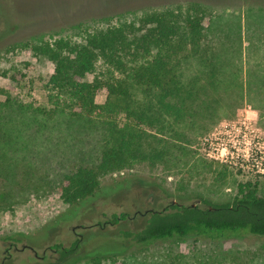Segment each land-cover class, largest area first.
I'll list each match as a JSON object with an SVG mask.
<instances>
[{
  "label": "rangeland",
  "instance_id": "obj_1",
  "mask_svg": "<svg viewBox=\"0 0 264 264\" xmlns=\"http://www.w3.org/2000/svg\"><path fill=\"white\" fill-rule=\"evenodd\" d=\"M188 3L206 8L204 47L216 60L212 67L192 63L186 70L189 80L200 75L205 88L190 105L192 123L179 131L178 143L187 150L183 167L144 161L101 177V193L75 218L54 227L56 219L72 212L58 195L61 173L83 154L93 157L97 142L77 131L68 138L56 132L58 138L47 145L46 131L30 149L35 173L15 188L0 183V203L10 204L0 207V264H56L58 254L49 248L52 238L65 244L81 240L79 255L63 264H92L87 252L102 241L119 245V230L143 228L148 211L162 210L171 202L195 204L198 197L231 202L240 182L256 183L264 198V0H0V48L34 34L70 36L78 33L77 27L91 28L104 18L129 20L143 11ZM52 72L53 65L45 60L25 53L7 55L0 59V90L45 107L42 79ZM105 100L104 95L95 98L97 104ZM79 150H84L82 157H74ZM132 177L139 181L108 192L121 179ZM113 214L125 217L113 225L108 220ZM125 255L181 256L188 264H264V238H174L128 249Z\"/></svg>",
  "mask_w": 264,
  "mask_h": 264
},
{
  "label": "trees",
  "instance_id": "obj_2",
  "mask_svg": "<svg viewBox=\"0 0 264 264\" xmlns=\"http://www.w3.org/2000/svg\"><path fill=\"white\" fill-rule=\"evenodd\" d=\"M205 16L206 8L199 3L167 6L129 20L104 18L91 28L77 27L78 33L70 36L34 34L0 48V59L25 53L53 65V72L42 79L45 107L0 90L4 96L0 100V183L15 188L35 173L30 149L46 131L47 145L58 138L56 132L68 138L77 131L96 140L95 157L79 150L74 157L83 154L82 160L61 173L58 195L72 212L56 219V227L75 218L101 193V177L144 161L183 167L187 150L178 143L179 131L192 123L190 105L205 88L200 75L189 80L186 70L192 63L212 67L216 60L204 47ZM99 95L106 96L103 104L95 101ZM138 181L121 179L108 192H119ZM197 199L194 206L171 202L162 210L148 211L143 228L117 232L119 245L102 241L95 251L87 252L90 262L188 264L181 256L134 258L125 251L174 238H264V198L258 195L256 183H238L231 202ZM2 206L10 204L5 201ZM124 217L113 214L108 220L117 225ZM80 241L65 244L52 238L49 248L58 254L56 264L75 259Z\"/></svg>",
  "mask_w": 264,
  "mask_h": 264
},
{
  "label": "water",
  "instance_id": "obj_3",
  "mask_svg": "<svg viewBox=\"0 0 264 264\" xmlns=\"http://www.w3.org/2000/svg\"><path fill=\"white\" fill-rule=\"evenodd\" d=\"M173 203L175 204V202H173ZM192 206H194V204ZM146 213H147V211L144 214H146ZM76 228H78V226L73 227L72 231H74ZM22 249H25V247H22Z\"/></svg>",
  "mask_w": 264,
  "mask_h": 264
},
{
  "label": "flooded vegetation",
  "instance_id": "obj_4",
  "mask_svg": "<svg viewBox=\"0 0 264 264\" xmlns=\"http://www.w3.org/2000/svg\"><path fill=\"white\" fill-rule=\"evenodd\" d=\"M23 247H25V248H27V249H31V250H33L32 248H30V247H27V246H23ZM35 252V251H34ZM43 255H44V253H43Z\"/></svg>",
  "mask_w": 264,
  "mask_h": 264
}]
</instances>
